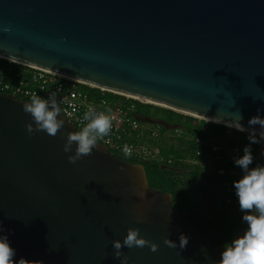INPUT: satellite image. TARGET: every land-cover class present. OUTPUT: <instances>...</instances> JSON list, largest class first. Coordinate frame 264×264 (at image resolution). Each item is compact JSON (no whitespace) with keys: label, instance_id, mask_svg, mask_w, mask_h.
Instances as JSON below:
<instances>
[{"label":"water","instance_id":"95a60500","mask_svg":"<svg viewBox=\"0 0 264 264\" xmlns=\"http://www.w3.org/2000/svg\"><path fill=\"white\" fill-rule=\"evenodd\" d=\"M0 59L248 127L258 110L264 116V0H0ZM26 101L0 93V222L14 259L119 264L111 241L132 227L158 247L122 248L129 264L219 260L212 218L178 213L170 193L150 187L143 164L103 143L69 163L63 145L77 127L61 113L55 136L29 135ZM181 233L189 237L184 249Z\"/></svg>","mask_w":264,"mask_h":264},{"label":"clouds","instance_id":"9594fccd","mask_svg":"<svg viewBox=\"0 0 264 264\" xmlns=\"http://www.w3.org/2000/svg\"><path fill=\"white\" fill-rule=\"evenodd\" d=\"M8 29H5L7 31ZM56 93L47 98L33 94L23 104V111L29 114L32 122L25 125L31 135L34 131L46 132L55 136L64 126L60 119L61 108L56 99ZM110 111V110H109ZM242 116L239 115L240 121ZM83 120L87 123L80 130L69 131L63 145L69 163L75 164L83 156L92 154L97 148L98 139L109 135L112 128V117L104 111H98L90 106L84 113ZM259 126L257 131L255 126ZM236 130L248 132V144L242 149V154L233 157V164L240 169L241 175L234 180L232 187L234 195L242 213L241 222L245 227L233 238L224 243L220 258L215 264H264V164L257 163L254 167L251 145L264 142V116L259 113L248 120V127L236 122ZM125 152L128 151L125 147ZM189 237L183 233L179 236V247L184 249ZM169 247H176L177 242L169 238L164 239ZM115 258L119 264H129L128 257L121 251L122 248L144 247L148 245L156 251L158 245L145 239L139 228H128L123 240H112ZM16 250L11 246L8 235L5 233L3 223L0 222V264H42L38 260H28L24 257L14 259Z\"/></svg>","mask_w":264,"mask_h":264},{"label":"built area","instance_id":"2783aa9c","mask_svg":"<svg viewBox=\"0 0 264 264\" xmlns=\"http://www.w3.org/2000/svg\"><path fill=\"white\" fill-rule=\"evenodd\" d=\"M20 66L22 68L19 70L11 68L10 72L0 74V93L10 94L26 100H29L33 94L47 98L49 94L56 93L61 113L78 130L87 123L83 120L84 113L90 106L95 107L98 111H104L112 117V128L109 135L98 139V142L108 146L113 153L128 156L143 165L150 162L171 165L174 162L172 158L167 159L162 155L160 146L166 136L165 134L169 135L168 141H170L174 138L183 137L184 132L178 127H173L163 133L161 131L163 126L158 123L143 121L142 117L138 115V103L141 105L151 104L95 87L88 86L91 90H83L80 88V85L83 84L79 82L48 71L24 65ZM95 89L99 92L93 91ZM110 94L112 96H109ZM195 140L201 146L205 145L200 137ZM125 147L128 149L127 152L124 150ZM212 152L204 155L203 152L198 151L197 155H204L206 163L210 166L214 163L220 165L232 164L229 170L218 167L217 173L222 177L227 174L233 181L238 179L241 172L239 168L234 166L233 157L242 154V149L234 146L224 150L221 146L212 145ZM253 157V167L257 163L264 164V151L258 155H253ZM223 184L226 192L225 203L240 211L232 183L224 182Z\"/></svg>","mask_w":264,"mask_h":264},{"label":"trees","instance_id":"16d2710c","mask_svg":"<svg viewBox=\"0 0 264 264\" xmlns=\"http://www.w3.org/2000/svg\"><path fill=\"white\" fill-rule=\"evenodd\" d=\"M11 68L19 70L22 66L0 59V74L10 72ZM80 88L91 90L90 87L84 85H80ZM93 91L99 92L97 89ZM138 105V115L164 124L161 128L163 133L173 127H178L184 132V136L181 138L161 143L162 155L167 159L172 158L174 161L171 165L159 162L144 164L150 187L170 193L178 213L200 210L201 196L212 191L217 192V209L210 218L214 220L220 232L222 245H224L245 227L241 222L242 213L225 203L226 192L223 183L230 184L233 183V180L227 174L222 177L217 173L218 167L229 170L232 164L214 163L210 166L206 163L204 155L213 153L212 145L221 146L224 150L234 146L243 149L249 143L248 133L199 120L159 106L141 105L140 103ZM197 137L204 141V146L196 142ZM251 148L253 155H258L264 151V142L251 145ZM198 151L203 152L204 155L198 156ZM116 154L129 162L140 163L128 156Z\"/></svg>","mask_w":264,"mask_h":264},{"label":"rangeland","instance_id":"374dc122","mask_svg":"<svg viewBox=\"0 0 264 264\" xmlns=\"http://www.w3.org/2000/svg\"><path fill=\"white\" fill-rule=\"evenodd\" d=\"M218 194L217 192H209L201 196L200 211L206 216H211L217 209Z\"/></svg>","mask_w":264,"mask_h":264},{"label":"crops","instance_id":"0c3cea01","mask_svg":"<svg viewBox=\"0 0 264 264\" xmlns=\"http://www.w3.org/2000/svg\"><path fill=\"white\" fill-rule=\"evenodd\" d=\"M166 136L164 137V139H163V141H162V143L164 144V143H166L167 141H168V137H169V135L168 134H165ZM213 192V191H212ZM215 192V191H214Z\"/></svg>","mask_w":264,"mask_h":264}]
</instances>
